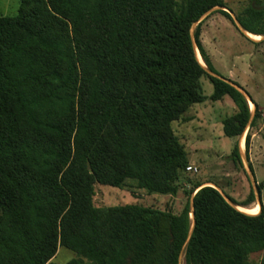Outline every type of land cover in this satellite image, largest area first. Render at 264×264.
Listing matches in <instances>:
<instances>
[{
  "label": "trees",
  "instance_id": "obj_1",
  "mask_svg": "<svg viewBox=\"0 0 264 264\" xmlns=\"http://www.w3.org/2000/svg\"><path fill=\"white\" fill-rule=\"evenodd\" d=\"M217 6L223 1L21 0L15 15L0 13V264H56L60 246L77 254L66 264H181L182 256L252 264L257 252L264 264V205L258 214L237 208L256 202L254 190L243 201L227 194L232 205L218 184H182L190 158L173 124L208 99L203 76L210 99L228 95L238 107L224 133L248 131L247 150L260 117L202 42L203 17ZM238 19L264 34V10ZM231 157L243 164L238 142ZM128 180L149 193L183 189L186 204L179 213L96 206L97 182Z\"/></svg>",
  "mask_w": 264,
  "mask_h": 264
},
{
  "label": "rangeland",
  "instance_id": "obj_2",
  "mask_svg": "<svg viewBox=\"0 0 264 264\" xmlns=\"http://www.w3.org/2000/svg\"><path fill=\"white\" fill-rule=\"evenodd\" d=\"M222 1L224 6L203 17L201 39L216 71L224 77L232 76L233 80L244 87L257 102L260 117L255 126L250 128V147L247 150L245 141L248 131L241 137H228L224 133V118L235 114L238 107L228 95L217 101L210 99L214 86L208 76H203L202 89L208 99L203 103L193 104L184 118L173 124L188 152L189 165L198 168L196 172L186 170L188 179L185 178L182 184L186 190H190L195 182L218 184L223 193L233 196L237 201L245 200L250 191L254 190L256 202L249 206L261 205V202L264 205V187L261 194L257 188V182L264 181V34L261 35V40L251 38L238 19L250 7L264 10V0ZM20 2L21 0H0V13L15 15ZM220 9L229 12L232 18L220 13ZM202 63L207 68L205 62ZM248 99L251 98L248 96ZM255 108L256 105L251 108L253 115ZM237 142L243 164L235 163L231 157ZM186 201L183 189L177 195H164L138 188L132 180H128L123 187L98 182L95 184L94 202L98 207L137 203L179 213ZM262 254L253 253L250 256L251 263L259 264ZM75 257L76 252L60 246L53 262L66 264ZM85 262L88 260L85 259ZM181 264H185L183 256Z\"/></svg>",
  "mask_w": 264,
  "mask_h": 264
},
{
  "label": "bare ground",
  "instance_id": "obj_3",
  "mask_svg": "<svg viewBox=\"0 0 264 264\" xmlns=\"http://www.w3.org/2000/svg\"><path fill=\"white\" fill-rule=\"evenodd\" d=\"M248 36H250L251 38L255 39V40H261L262 36L261 35H258V34H254V33H251V32H247ZM198 58L201 62H203V58L200 54V52L198 53ZM250 105L252 107H254V103L253 101H249ZM251 107V108H252ZM243 143H244V138H242V147H243ZM238 209H240L241 211L243 212H246V213H249V214H258L261 210V205L259 204H255V205H251V206H237Z\"/></svg>",
  "mask_w": 264,
  "mask_h": 264
},
{
  "label": "water",
  "instance_id": "obj_4",
  "mask_svg": "<svg viewBox=\"0 0 264 264\" xmlns=\"http://www.w3.org/2000/svg\"><path fill=\"white\" fill-rule=\"evenodd\" d=\"M222 6H217V7H215V8H213L212 10H214V9H216V8H221ZM211 10V11H212ZM211 11H209V12H211ZM208 12V13H209ZM195 27V26H194ZM194 27H193V29H192V36H193V32H194ZM199 52V51H198ZM201 62V61H200ZM202 63V62H201ZM211 75H217L216 73H214V72H212V71H210V70H207ZM251 102H252V100L251 99H249ZM208 185H213V186H215V187H217L216 185H214V184H208ZM220 190V189H219ZM221 191V190H220ZM222 192V191H221ZM222 194L224 195V197L226 198V200L229 202V203H231L232 205H234L233 204V202L229 199V197L225 194V193H223L222 192ZM261 204V203H260ZM191 217L192 218H194V213L192 212L191 213ZM193 226H194V220H193Z\"/></svg>",
  "mask_w": 264,
  "mask_h": 264
},
{
  "label": "built area",
  "instance_id": "obj_5",
  "mask_svg": "<svg viewBox=\"0 0 264 264\" xmlns=\"http://www.w3.org/2000/svg\"><path fill=\"white\" fill-rule=\"evenodd\" d=\"M187 170L196 172V171H198V168L193 166V165H188Z\"/></svg>",
  "mask_w": 264,
  "mask_h": 264
},
{
  "label": "crops",
  "instance_id": "obj_6",
  "mask_svg": "<svg viewBox=\"0 0 264 264\" xmlns=\"http://www.w3.org/2000/svg\"><path fill=\"white\" fill-rule=\"evenodd\" d=\"M230 78H232V76H229ZM255 105V104H254ZM243 146H244V143H243ZM252 204V203H251ZM250 205V204H249ZM249 205H246V206H249ZM255 205V204H254ZM237 206H241V205H237ZM243 206V205H242Z\"/></svg>",
  "mask_w": 264,
  "mask_h": 264
}]
</instances>
